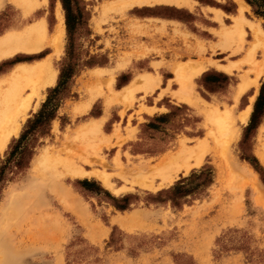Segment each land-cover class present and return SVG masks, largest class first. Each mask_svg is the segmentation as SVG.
I'll return each mask as SVG.
<instances>
[{
    "label": "rangeland",
    "instance_id": "obj_1",
    "mask_svg": "<svg viewBox=\"0 0 264 264\" xmlns=\"http://www.w3.org/2000/svg\"><path fill=\"white\" fill-rule=\"evenodd\" d=\"M63 1L79 14L71 32L77 67L68 92L57 103L48 133L36 138L26 168L6 171L0 184V264H264V165L255 154L264 145V106L257 108L251 121L249 117L258 95L251 83L259 85L264 77H257L264 55L256 49L253 62L248 61L254 42L248 26L238 53L234 42H224L220 36L239 16L238 1L247 6L242 9L246 21L263 31L264 17L255 16L253 10H264L256 4L251 8L243 0H197L192 9L159 10L163 7L154 5L102 15L103 7L114 0ZM203 4L214 8L204 9ZM58 5L64 36L60 54L52 59L54 85L43 90L36 108L19 120L18 135L0 151V165L57 85L59 71L67 63L68 38L61 0H47L30 12L12 0H3L0 6L2 37L41 18L52 33ZM235 8L232 15L220 12ZM215 11L220 12V22ZM167 18L176 22L161 20ZM51 54L47 48L38 56L23 59L18 55L0 62V78L17 64ZM192 67L202 71L190 77L194 100L187 103L175 96L180 89L175 70L190 74ZM121 71L132 80L117 90L112 82ZM165 71L171 72L175 85L167 92L178 105L162 102L159 114L141 121L140 111L148 115L156 111L139 105L150 103L158 73L164 77ZM144 75L149 76L150 85L140 78ZM213 75L225 79L215 83L210 79ZM203 76L209 78L203 80ZM242 81H249V87L235 102ZM91 99L95 100L92 110L85 114ZM135 104L139 109L134 113ZM211 105L229 112L239 130L237 140L226 150L208 136L203 113ZM100 107L105 116L89 119ZM118 108L119 116L132 112L135 120L128 115L124 123L112 124ZM246 109L247 117L240 124L237 116ZM164 115L154 122V129L145 126ZM98 123L100 130L94 127ZM198 142L206 144L199 164L195 157L178 159L177 168L158 174L168 157ZM44 153L47 160L41 157ZM51 157L57 160L47 170ZM208 174L210 184L202 188ZM184 179H188L185 188L193 193L175 205L162 202L163 192ZM82 181L93 186L84 190ZM124 217H132L131 225H123L128 221Z\"/></svg>",
    "mask_w": 264,
    "mask_h": 264
},
{
    "label": "bare ground",
    "instance_id": "obj_2",
    "mask_svg": "<svg viewBox=\"0 0 264 264\" xmlns=\"http://www.w3.org/2000/svg\"><path fill=\"white\" fill-rule=\"evenodd\" d=\"M12 2H14L16 6L24 8L25 11L30 12L38 8L40 5L46 4L47 0H12ZM190 2V0H114L103 7L101 14L103 15L112 11L128 10L134 7L154 6L155 4L190 6ZM2 3L3 0H0V6ZM238 4L240 7L239 16L232 18V26L227 30H224L220 36L225 42L235 41L241 46L245 39V26H248L254 42L252 48L248 51L247 57L249 62H253L254 51L256 49H260L264 55V31L246 21L243 17L242 9L247 8V6L242 3V1H238ZM56 19L57 25L52 33L48 30L46 20L41 18L33 23L27 24L21 29L10 31L0 37V62L12 58L17 59L18 55H23V59L34 57L40 55L47 48L52 49V54L50 56H46L43 59L31 63L26 62L17 64L9 73H7V75L0 78V151L5 148L11 137L18 135L20 130L19 120H24L27 112L30 109L34 110L36 108L37 101L40 100L42 91L47 87L54 85L56 71L53 68L52 59L60 54L64 36L63 16L59 5L56 9ZM217 20L219 22L221 21L219 17H217ZM222 69L226 72H230L227 68L223 67ZM191 70L192 72L190 74H186L182 68H177L175 70V78L180 84V89L175 96L178 100L187 103H192L194 100L188 87V82L191 81L190 77H194L202 71L201 67H192ZM260 75H264V59L257 71V77ZM93 77L97 78V75H93ZM140 78L145 81L146 85L151 84L149 76L144 75ZM111 81L112 79L110 82ZM248 82L242 81L238 87L234 96L235 102H237L238 98H240L246 89H248ZM251 85L254 87V94H256L259 88L258 83L253 81ZM34 99H36V103L33 105ZM92 102L93 100L91 99L87 104V109L91 107ZM247 114V109L239 113L237 117L240 124L245 121ZM203 116L206 124L210 128L208 136L213 139L214 142L220 143L223 150H226L231 143H234L237 140L239 130L234 128L233 119L229 112H221L218 110L217 106L211 105L204 110ZM94 127L99 129V123L95 124ZM205 145V142H198L192 148H181L175 157H168V159L160 164L157 169L158 174L167 170L175 169V167L177 168V166L180 165L179 161L181 160L187 161L192 157H195L196 161L199 160L203 154ZM255 154L262 165H264V145L258 147ZM41 157L42 159L47 160L46 153ZM54 160L57 159L52 158L48 160L51 163L47 162L45 164L47 170H49V165H51ZM196 164H199V161H197ZM73 174L79 177L83 176L80 171H73ZM113 193L116 194L117 191H114ZM127 218L128 221H124L125 223L123 221L119 222L118 219L117 221L119 223L123 222V225H127L126 223H130L128 225H131L132 221L130 220L132 217L131 219H129V217Z\"/></svg>",
    "mask_w": 264,
    "mask_h": 264
},
{
    "label": "trees",
    "instance_id": "obj_3",
    "mask_svg": "<svg viewBox=\"0 0 264 264\" xmlns=\"http://www.w3.org/2000/svg\"><path fill=\"white\" fill-rule=\"evenodd\" d=\"M247 5L251 8L256 4L258 7H261L264 10V0H243ZM61 6L64 11V22L67 33V63L61 68L58 74L57 85L53 88L48 96L46 97L44 103L42 104L39 111L32 117L31 120H28L22 133L17 138L16 141L13 142L11 146L10 152L8 153L5 161L0 165V184L5 181V172L12 173L13 171H19L23 168H26L28 162L31 159L32 153L31 150L34 147L36 142V138L45 136L49 131V124L55 118V111L57 108V103L65 96L68 92V86L72 77L75 74V68L77 67L74 64V47L73 41L71 39L72 25L76 23V19H78V15L73 13L72 6L70 4L65 3L61 0ZM255 16L264 17V13L257 12L253 10ZM77 16V17H76ZM225 79V77L223 76ZM203 80H206V77H202ZM264 85V84H263ZM214 90L210 91L213 92ZM260 106H264V97L259 93L258 97L255 100L253 111L250 115V121L252 118L257 116V108ZM262 115V113H261ZM167 115L155 117L149 122L147 127L155 128L154 122H159L166 118ZM253 159V158H252ZM254 165L256 164L255 160ZM257 165V164H256ZM201 175L206 174V172L199 173ZM188 179H184V181L176 182L171 188L163 192L165 198L162 202L170 201L172 204H176V200L184 198L189 194L193 193L192 189L187 190L185 188V183ZM81 186L84 190H88L90 185L93 186L92 183H88L86 181L80 182ZM210 184L209 174L206 179L200 184L203 188ZM118 210H124V206H114Z\"/></svg>",
    "mask_w": 264,
    "mask_h": 264
},
{
    "label": "crops",
    "instance_id": "obj_4",
    "mask_svg": "<svg viewBox=\"0 0 264 264\" xmlns=\"http://www.w3.org/2000/svg\"><path fill=\"white\" fill-rule=\"evenodd\" d=\"M191 1V0H190ZM193 1H195V3L193 2ZM193 1H191L190 2V6H174V5H167V4H155L156 6H159V7H163V8H159V10H161V9H164V8H174V9H176V10H178V9H185V8H188V9H192V6L194 5V4H198V2H197V0H193ZM155 7V6H154ZM148 8H151V7H148ZM203 8L205 9V8H214V7H211V6H208L207 4H203ZM237 8V7H236ZM236 8H235V10L233 11V12H231V11H227V12H223V11H220L221 13H224V14H226V15H232V14H234L235 13V11H236ZM240 8V7H239ZM215 9H217V8H215ZM214 11V10H213ZM216 13L214 14V15H218L217 17H219L220 18V12L219 11H215ZM226 17V16H225ZM161 20H163L165 23H168V22H176L175 20H173V19H161ZM224 42H225V40H224ZM236 44V46L238 47V49H237V51L235 52V53H238L239 51H240V49H241V46L240 45H238L235 41H232L231 43L232 44H234V43ZM230 43V44H231ZM216 55H219V51L217 50L216 51ZM211 61H213V60H211ZM219 64V63H218ZM212 70L214 71V72H216V73H220V75L221 74H223V73H221V72H219V70H216L215 68H212ZM206 71H208V69H206L205 71H203L202 72V74H204ZM164 74H165V76L164 77H161V75H159V73H158V76H159V78H158V81L156 82V87H155V89H154V97L152 98V100L150 101V103L149 104H144V103H142L141 105H139V106H141V107H145V108H155V110L156 111H154L152 114H150V115H148V114H146L144 111H140V114H139V116H140V118H141V121H144L146 118H149V117H152L153 115H157V114H159L160 112H158V109H159V106L161 107L162 105H161V103L162 102H165V103H168V104H171V105H178V103H176L174 100H172V98L169 96V94H168V92H167V89L169 90V91H172V90H174L175 89V85H174V83L172 82V74H171V72L170 71H165V72H163ZM201 74V75H202ZM126 75H127V73H125L124 71H121V72H119V73H117L115 76H114V78H113V82H112V87L114 88V89H117V90H120L121 88H123V87H126L129 83H130V81L132 80V78H130V77H126ZM200 75V76H201ZM225 75V74H224ZM224 75H222V76H219V75H213V76H210V79L212 78V80L213 81H215V83L216 82H218L219 80V78L221 77V78H223V76ZM199 76V77H200ZM206 77V79L207 78H209L208 76H205ZM225 77V76H224ZM126 78V79H125ZM175 80H176V78H175ZM177 81V80H176ZM263 81V82H262ZM262 82V83H261ZM179 84V83H178ZM264 77H262V79L260 80V86H259V88H258V95H259V93L261 92V94L263 93V87H264ZM178 93V92H177ZM212 93H214V92H212ZM258 95H257V97H258ZM144 97H146V96H143V95H139V98H144ZM256 97V98H257ZM256 100V99H255ZM95 101V100H94ZM94 101L92 102V104H91V107L85 112V114L87 113V112H90L91 110H92V106H93V103H94ZM144 101H145V98H144ZM255 103V102H254ZM137 104V103H136ZM135 104V107H133V109H132V111L135 113L139 108H138V105H136ZM179 104H181V103H179ZM98 112L99 113H97L96 115H94V116H91V117H89V119H99V118H101V117H104L105 116V114L107 113H104V111H103V108H98ZM119 108L115 111V113H114V116H115V120H113L112 122V124H118L119 123V120H121L123 123L126 121V117L128 116V115H131V120H135V116L133 115V113L132 112H129V113H125L122 117L121 116H119ZM250 115H251V113H250ZM250 115H249V117H250ZM54 120V119H53ZM52 120V121H53ZM51 121V122H52ZM50 122V123H51ZM104 123V122H103ZM102 123V124H103ZM130 127H132V125L130 126ZM134 127V126H133Z\"/></svg>",
    "mask_w": 264,
    "mask_h": 264
}]
</instances>
